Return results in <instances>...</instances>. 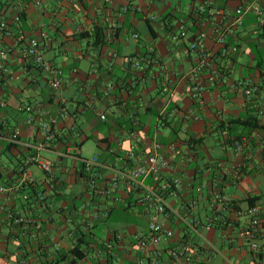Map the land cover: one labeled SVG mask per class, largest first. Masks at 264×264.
Segmentation results:
<instances>
[{
  "label": "crops",
  "instance_id": "1",
  "mask_svg": "<svg viewBox=\"0 0 264 264\" xmlns=\"http://www.w3.org/2000/svg\"><path fill=\"white\" fill-rule=\"evenodd\" d=\"M20 1L0 0V15L7 23L6 29L0 30V47L8 50L6 64L10 71L0 85L1 131L3 134L18 128L20 141L34 143L37 123L54 119L52 151L41 152V156H52L42 157L53 164L55 187L47 205L38 207L35 195L46 185L32 171L31 167L37 168L32 164L28 172L39 180L37 186L9 199L0 197L5 210L35 219L33 226H17L5 221L0 212V264H50L57 252L69 254L75 247L73 231L77 226L89 229L94 222L99 234L104 229L109 234L107 239L98 236V242L109 240L117 231L128 237L108 256L98 254L94 245L82 244L83 255L76 264H132L137 251L129 236L146 227L142 208L133 207L135 190L126 184L109 196L92 195L88 213L107 211L108 215L100 221L83 222L80 207L86 195L82 166L58 154H73L78 148L82 157L97 155L109 184L116 170L136 164L126 156L128 150L135 147L136 154L145 158L154 142L160 144L159 153L170 156V167L161 171L158 179L146 178L145 183L179 178L182 188L174 206L196 200L193 216L203 219L217 214L218 218L227 215L229 219L226 227L216 223L201 229L224 254L214 256L212 264H224V258L230 264H264V219L258 251H252L238 235L249 220L243 200L257 197L264 214V25L253 14L244 17L243 25L228 38L237 44L238 52L228 60L216 57L226 69V82L208 85L199 100L192 98L188 76L197 54L187 48L190 39L176 45L170 35L205 0ZM246 1L251 0H212L213 5L227 11ZM257 3L264 11V0ZM16 13H20V23L13 21ZM96 29L104 33L100 44L95 43ZM133 32L139 34V42L130 37ZM32 38L38 40L45 60L61 71L57 91L23 55ZM203 43L208 49H217L211 38ZM150 45L159 64L135 71L129 58ZM205 75H200V81ZM167 81L169 92L162 90ZM244 82L257 85L258 90L246 95ZM108 83L112 87L104 94ZM28 104L34 118L31 125L24 122L27 114L18 110ZM100 114L105 120L99 118ZM89 139L93 146H88L89 155H84ZM7 146V141L0 139V182L14 178L24 153L20 145ZM216 194L228 197L241 212L230 214L221 209L213 201ZM121 211L133 213L135 221L120 227L110 223L114 216L122 217ZM165 224L176 228L181 237L187 236L177 220L169 217Z\"/></svg>",
  "mask_w": 264,
  "mask_h": 264
},
{
  "label": "built area",
  "instance_id": "2",
  "mask_svg": "<svg viewBox=\"0 0 264 264\" xmlns=\"http://www.w3.org/2000/svg\"><path fill=\"white\" fill-rule=\"evenodd\" d=\"M16 2L17 4L21 3L20 0H16ZM248 14H253L258 22L264 25V11L258 5L257 0L243 2L231 11L213 5L212 0H205L193 11L187 22L180 21L176 30L172 32L170 39L174 44L178 45L190 39L187 42V48L197 54V62L188 75L192 84V98L200 100L208 85L226 82V69L224 65L216 61V57L221 60H228L238 52L237 44L229 42L228 38L233 35L236 28L243 25V19ZM223 18L227 21L224 22ZM13 21L21 22L20 13L14 15ZM6 27L7 23L4 16L0 15V30H5ZM130 37L139 42L138 33L133 32ZM207 38L212 39L217 48L215 51L204 46L203 42ZM7 52L6 48L0 47V78L3 79L10 76V71L6 65ZM23 55L31 58L33 63L40 68L54 91L60 89L61 71L45 60L37 39L29 40L23 49ZM159 61L152 45L147 47L144 52L129 58V64L137 72H143L152 64H159ZM203 72H206L205 80L200 81V75ZM242 86L246 95L256 91V87L248 82L242 83ZM111 87L112 84H106L104 94H108ZM162 90L170 91L169 81L164 84ZM18 110L27 114L24 119L25 124L34 123L31 105L21 106ZM99 118L105 120V115L100 114ZM53 124V118L38 122L37 141L34 143L20 141L18 128H13L5 132L6 134H2L0 131V139L4 138L8 144L20 145L24 151L22 163L14 178L8 182H0V197L9 199L11 195L37 186L39 180L34 179L28 172V167L34 164L42 172L41 182L46 185L45 190L39 191L35 195V204L40 208L47 205L46 202L55 187L53 164L50 160L43 158L41 152L52 151L50 144L54 138ZM159 147L160 144L154 142L151 146V153L145 158L136 154L135 147H132L127 151L126 156L135 160L136 164L130 169L116 170L109 184H106L101 173L102 164L97 155L82 157L78 148L74 149L73 154L60 153L58 155L71 157L82 166L85 177L83 194L86 195V198L82 199L80 207L83 222L88 223L90 219L100 221L108 215L107 211L88 213L87 208L92 195L109 196L126 184L135 190L136 201L133 207L140 206L142 208L141 215L146 220V227L144 230L133 232L129 236V239L131 238L135 243L134 247L137 251L132 264H212L214 256L223 257L224 254L210 239L203 235L201 229L206 225L219 222L227 224V221L218 218L217 214L206 215L203 219L193 216L191 211L197 206L196 200H190L186 204L180 205L183 208L174 206L173 201L178 200L182 188V182L179 178H164L152 185L145 183L146 178L158 179L161 171L170 167V156L159 153L157 151ZM213 201L220 204L223 210H226L230 204L228 197H222L219 194L213 197ZM0 212L4 214L5 221L17 226L29 227L35 223V219L27 214L20 215L18 212L5 210L3 206H0ZM246 214L249 217L248 223L238 235L248 242L252 251H258L257 240L262 223L260 209L258 207L248 208ZM169 217L177 220L183 226L187 236L181 237L176 228L165 224V220ZM127 237L124 232L117 231L112 234L109 240L97 242L94 248L98 254L112 255L114 248L117 245H123ZM126 248L131 249L130 246H126ZM224 259V264H230L228 258Z\"/></svg>",
  "mask_w": 264,
  "mask_h": 264
},
{
  "label": "trees",
  "instance_id": "3",
  "mask_svg": "<svg viewBox=\"0 0 264 264\" xmlns=\"http://www.w3.org/2000/svg\"><path fill=\"white\" fill-rule=\"evenodd\" d=\"M216 1H218V0H216ZM192 14H193V12L189 13V15L187 14V18L191 17ZM166 15H170V14H166ZM166 17H168V16H166ZM192 20H194V19L192 18ZM169 29L172 30V27H170ZM94 37H95V43L96 44H100L104 41V33L101 31V29L95 30ZM26 58L28 59L29 57H26ZM29 61H31L33 63L31 58H29ZM33 65H34V67H36L37 69L40 70V68H38L34 63H33ZM3 82H4L3 78H0V85ZM254 86L256 87V91H257L258 86L257 85H254ZM1 130H2V123L0 124V131ZM237 139H239V138H237ZM11 146L16 147L17 145L8 144L7 147L10 148ZM0 178H1V171H0ZM257 201H258L257 197H247L245 200H243V202H246L247 208L258 207ZM226 211H230V214L233 212L234 213H240L241 212V210L237 209L235 206V203L231 200H230V204H229L228 208H226ZM260 217H261V219H264V214H262L261 210H260ZM225 218L227 219L226 221L228 224L229 219H228L227 215L222 216V219H225ZM230 221H231V218H230ZM219 224L222 225V227L227 226V224H224V223L222 224L221 222H219ZM97 226H98V224L96 222H94L89 229H84L83 226H77L76 229L73 231V237L76 238L75 239V242H76L75 247L69 251V254L57 252V256L55 257L53 262H51L50 264H59L60 262L65 261V259H68L67 264H76L77 259L82 258V255H83L82 250H80L81 245L85 244L87 246H90V245H95L98 242L97 239H98L99 230H98Z\"/></svg>",
  "mask_w": 264,
  "mask_h": 264
},
{
  "label": "rangeland",
  "instance_id": "4",
  "mask_svg": "<svg viewBox=\"0 0 264 264\" xmlns=\"http://www.w3.org/2000/svg\"><path fill=\"white\" fill-rule=\"evenodd\" d=\"M88 146H93V140H90L89 139L85 143L84 150H83L84 155H89V153H88ZM42 156L45 157V158H48V159H52V156L51 155H48V154H45V153H43ZM4 162H6V161H4ZM31 169L37 175L42 176V172L39 171L35 166L31 167ZM121 212L122 213L120 215L122 217L117 216L116 217L117 219H115V216H114L112 218V220L110 221V223H114V224L117 223L116 226L117 227H120V226H122L125 223H128L129 224V223H133L135 221V217H134L133 213H131V212L125 213L124 211H121ZM107 232L108 231L106 229H104V231L101 234H99L100 232L98 233V236H100L102 239H107L108 236H109V234Z\"/></svg>",
  "mask_w": 264,
  "mask_h": 264
}]
</instances>
